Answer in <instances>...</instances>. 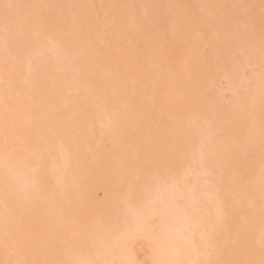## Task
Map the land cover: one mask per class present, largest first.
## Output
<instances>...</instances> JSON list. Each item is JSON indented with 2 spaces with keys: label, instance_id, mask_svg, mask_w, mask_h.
Instances as JSON below:
<instances>
[{
  "label": "snow or ice",
  "instance_id": "snow-or-ice-1",
  "mask_svg": "<svg viewBox=\"0 0 264 264\" xmlns=\"http://www.w3.org/2000/svg\"><path fill=\"white\" fill-rule=\"evenodd\" d=\"M0 264H264V0H0Z\"/></svg>",
  "mask_w": 264,
  "mask_h": 264
},
{
  "label": "bare ground",
  "instance_id": "bare-ground-1",
  "mask_svg": "<svg viewBox=\"0 0 264 264\" xmlns=\"http://www.w3.org/2000/svg\"><path fill=\"white\" fill-rule=\"evenodd\" d=\"M96 2H105V0H96ZM178 2H184V3H197L200 2V0H178ZM103 191H101V195H103Z\"/></svg>",
  "mask_w": 264,
  "mask_h": 264
}]
</instances>
